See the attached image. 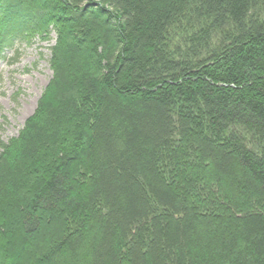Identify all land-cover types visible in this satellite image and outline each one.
I'll list each match as a JSON object with an SVG mask.
<instances>
[{
    "label": "trees",
    "instance_id": "obj_1",
    "mask_svg": "<svg viewBox=\"0 0 264 264\" xmlns=\"http://www.w3.org/2000/svg\"><path fill=\"white\" fill-rule=\"evenodd\" d=\"M52 32L0 264H264V0H0V56Z\"/></svg>",
    "mask_w": 264,
    "mask_h": 264
},
{
    "label": "rangeland",
    "instance_id": "obj_2",
    "mask_svg": "<svg viewBox=\"0 0 264 264\" xmlns=\"http://www.w3.org/2000/svg\"><path fill=\"white\" fill-rule=\"evenodd\" d=\"M54 39V32L48 40L21 38L3 49L0 57L1 140L16 136L35 110L51 77L49 57Z\"/></svg>",
    "mask_w": 264,
    "mask_h": 264
}]
</instances>
